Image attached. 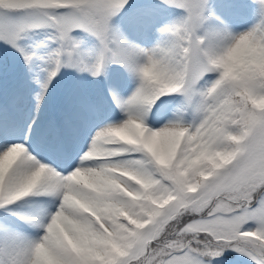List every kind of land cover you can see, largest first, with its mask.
<instances>
[{
    "label": "snow or ice",
    "instance_id": "1",
    "mask_svg": "<svg viewBox=\"0 0 264 264\" xmlns=\"http://www.w3.org/2000/svg\"><path fill=\"white\" fill-rule=\"evenodd\" d=\"M0 53V264H264V0H0Z\"/></svg>",
    "mask_w": 264,
    "mask_h": 264
},
{
    "label": "trees",
    "instance_id": "2",
    "mask_svg": "<svg viewBox=\"0 0 264 264\" xmlns=\"http://www.w3.org/2000/svg\"><path fill=\"white\" fill-rule=\"evenodd\" d=\"M2 54V53H1ZM3 55V54H2ZM7 64L9 67V74L11 75V69H12V61H11V57L8 58L7 60Z\"/></svg>",
    "mask_w": 264,
    "mask_h": 264
},
{
    "label": "rangeland",
    "instance_id": "3",
    "mask_svg": "<svg viewBox=\"0 0 264 264\" xmlns=\"http://www.w3.org/2000/svg\"><path fill=\"white\" fill-rule=\"evenodd\" d=\"M3 60V55L0 53V62Z\"/></svg>",
    "mask_w": 264,
    "mask_h": 264
}]
</instances>
